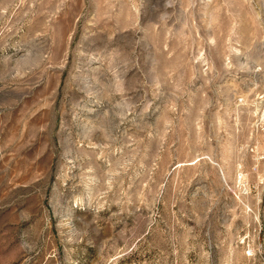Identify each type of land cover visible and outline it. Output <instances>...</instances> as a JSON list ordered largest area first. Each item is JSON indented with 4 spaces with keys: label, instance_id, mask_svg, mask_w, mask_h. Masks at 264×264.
I'll use <instances>...</instances> for the list:
<instances>
[{
    "label": "rangeland",
    "instance_id": "1",
    "mask_svg": "<svg viewBox=\"0 0 264 264\" xmlns=\"http://www.w3.org/2000/svg\"><path fill=\"white\" fill-rule=\"evenodd\" d=\"M0 264H264V0H0Z\"/></svg>",
    "mask_w": 264,
    "mask_h": 264
}]
</instances>
